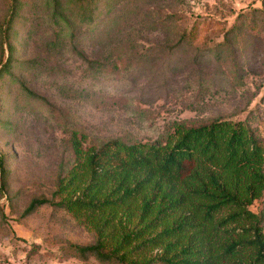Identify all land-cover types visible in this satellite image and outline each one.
<instances>
[{
  "label": "rangeland",
  "instance_id": "obj_1",
  "mask_svg": "<svg viewBox=\"0 0 264 264\" xmlns=\"http://www.w3.org/2000/svg\"><path fill=\"white\" fill-rule=\"evenodd\" d=\"M11 1L0 0L1 21ZM20 1L14 43L23 65L13 72L39 97L9 77L0 86V154L9 170L0 190V264H100L63 260L64 246L95 241L65 209L47 202L24 214L32 200L53 198L73 162L65 126L145 142L177 122L232 119L264 137V0H114L115 11L130 3L137 14L121 17L102 42L83 29L71 41L50 0ZM192 30L196 38L183 39ZM81 52L109 70L94 74ZM252 209L264 214V197Z\"/></svg>",
  "mask_w": 264,
  "mask_h": 264
},
{
  "label": "trees",
  "instance_id": "obj_2",
  "mask_svg": "<svg viewBox=\"0 0 264 264\" xmlns=\"http://www.w3.org/2000/svg\"><path fill=\"white\" fill-rule=\"evenodd\" d=\"M113 1L50 0L48 6L71 41L83 29L102 42L121 17L137 14L136 4L124 3L115 11ZM22 9L23 2L12 0L0 20V86L9 77L33 98L39 96L13 72L15 64L23 65L15 58L14 43ZM195 38L194 30L183 35ZM215 55L221 62L220 53ZM81 56L94 74L109 70L110 64ZM65 128L73 162L60 174L53 198L34 199L24 212L49 202L94 232L92 244L64 246L63 260L264 264V214L252 209L264 197V137L247 120L177 122L173 130L145 142L130 134L102 140L83 126ZM6 163L0 154L1 191L8 183Z\"/></svg>",
  "mask_w": 264,
  "mask_h": 264
}]
</instances>
